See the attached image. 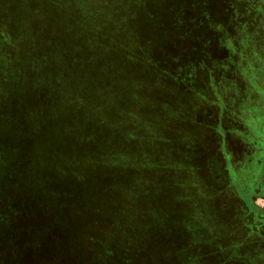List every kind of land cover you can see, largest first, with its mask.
<instances>
[{"label": "rangeland", "instance_id": "1", "mask_svg": "<svg viewBox=\"0 0 264 264\" xmlns=\"http://www.w3.org/2000/svg\"><path fill=\"white\" fill-rule=\"evenodd\" d=\"M231 131H264V0H0V264H264Z\"/></svg>", "mask_w": 264, "mask_h": 264}, {"label": "trees", "instance_id": "2", "mask_svg": "<svg viewBox=\"0 0 264 264\" xmlns=\"http://www.w3.org/2000/svg\"><path fill=\"white\" fill-rule=\"evenodd\" d=\"M245 132H246L247 134H244L243 137L246 139V140H245V141H246V144L252 146L253 143H254V141H252L253 137H252V135H251L248 131H245ZM249 138H250V140H249ZM254 139H255V138H254ZM246 151L249 152L250 150H246ZM109 210H110V211H109L108 214H111V212H112V207H110ZM88 213H89V217H94L95 215H96V216H101L99 211L92 212L91 209L88 210ZM99 223H100V221H99ZM119 224H121V223H119Z\"/></svg>", "mask_w": 264, "mask_h": 264}, {"label": "crops", "instance_id": "3", "mask_svg": "<svg viewBox=\"0 0 264 264\" xmlns=\"http://www.w3.org/2000/svg\"><path fill=\"white\" fill-rule=\"evenodd\" d=\"M231 132L239 136L240 138L243 137L244 134H247L245 131H231ZM248 132L252 135V137L257 136L256 138H258L261 134H263L264 131H248Z\"/></svg>", "mask_w": 264, "mask_h": 264}]
</instances>
